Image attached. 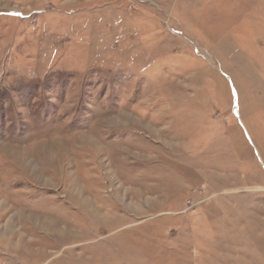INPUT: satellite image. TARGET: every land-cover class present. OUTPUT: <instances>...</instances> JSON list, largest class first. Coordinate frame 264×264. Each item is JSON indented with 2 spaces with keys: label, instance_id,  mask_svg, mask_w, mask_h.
Wrapping results in <instances>:
<instances>
[{
  "label": "rangeland",
  "instance_id": "obj_1",
  "mask_svg": "<svg viewBox=\"0 0 264 264\" xmlns=\"http://www.w3.org/2000/svg\"><path fill=\"white\" fill-rule=\"evenodd\" d=\"M0 264H264V0H0Z\"/></svg>",
  "mask_w": 264,
  "mask_h": 264
}]
</instances>
